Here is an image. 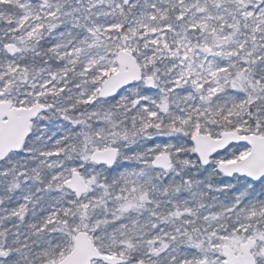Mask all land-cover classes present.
<instances>
[{
	"label": "snow or ice",
	"instance_id": "snow-or-ice-1",
	"mask_svg": "<svg viewBox=\"0 0 264 264\" xmlns=\"http://www.w3.org/2000/svg\"><path fill=\"white\" fill-rule=\"evenodd\" d=\"M0 264H264V0H0Z\"/></svg>",
	"mask_w": 264,
	"mask_h": 264
}]
</instances>
